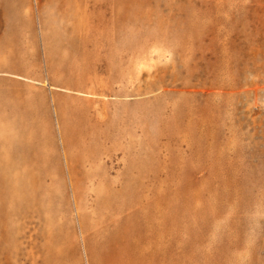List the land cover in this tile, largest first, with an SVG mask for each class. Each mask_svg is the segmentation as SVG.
Returning a JSON list of instances; mask_svg holds the SVG:
<instances>
[{"label":"rangeland","instance_id":"374dc122","mask_svg":"<svg viewBox=\"0 0 264 264\" xmlns=\"http://www.w3.org/2000/svg\"><path fill=\"white\" fill-rule=\"evenodd\" d=\"M119 223L264 264V0H0V264H110Z\"/></svg>","mask_w":264,"mask_h":264},{"label":"bare ground","instance_id":"6f19581e","mask_svg":"<svg viewBox=\"0 0 264 264\" xmlns=\"http://www.w3.org/2000/svg\"><path fill=\"white\" fill-rule=\"evenodd\" d=\"M126 224L128 223H119L116 225V227H120L121 229L118 230V233L113 238V250L107 253L110 256L108 255L106 257L110 258L107 259L110 260L112 264H145L143 261H141L142 257L132 253L133 249L130 250L131 242L134 238V236L132 238L133 228H130L129 226L126 228V226H124ZM135 229L137 230V227ZM136 230L134 233H136ZM55 260L56 259L53 258V256H47L44 264H54V262H56Z\"/></svg>","mask_w":264,"mask_h":264}]
</instances>
